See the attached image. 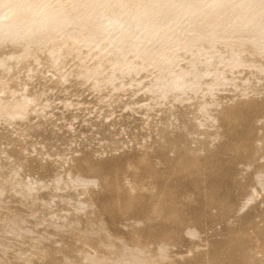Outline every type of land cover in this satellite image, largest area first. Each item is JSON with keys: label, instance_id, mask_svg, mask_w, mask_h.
<instances>
[{"label": "rangeland", "instance_id": "rangeland-1", "mask_svg": "<svg viewBox=\"0 0 264 264\" xmlns=\"http://www.w3.org/2000/svg\"><path fill=\"white\" fill-rule=\"evenodd\" d=\"M0 264H264V0H0Z\"/></svg>", "mask_w": 264, "mask_h": 264}]
</instances>
